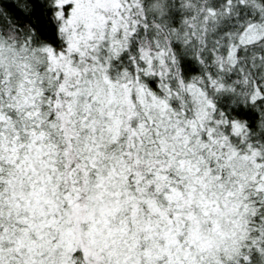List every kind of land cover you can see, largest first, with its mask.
Returning <instances> with one entry per match:
<instances>
[{"label": "snow or ice", "instance_id": "snow-or-ice-1", "mask_svg": "<svg viewBox=\"0 0 264 264\" xmlns=\"http://www.w3.org/2000/svg\"><path fill=\"white\" fill-rule=\"evenodd\" d=\"M0 264H264V0H0Z\"/></svg>", "mask_w": 264, "mask_h": 264}]
</instances>
